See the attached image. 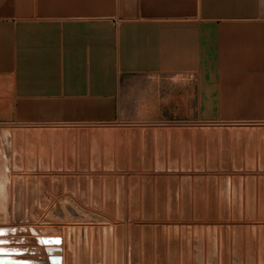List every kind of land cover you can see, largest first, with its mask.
Masks as SVG:
<instances>
[{"label":"rangeland","instance_id":"1","mask_svg":"<svg viewBox=\"0 0 264 264\" xmlns=\"http://www.w3.org/2000/svg\"><path fill=\"white\" fill-rule=\"evenodd\" d=\"M195 76L124 84L109 125L22 127L0 114V264H130L133 240L165 251L166 264L188 249L192 264L196 251L219 264L228 224L231 264L234 250L249 264V246L258 262L264 123L206 112Z\"/></svg>","mask_w":264,"mask_h":264},{"label":"crops","instance_id":"2","mask_svg":"<svg viewBox=\"0 0 264 264\" xmlns=\"http://www.w3.org/2000/svg\"><path fill=\"white\" fill-rule=\"evenodd\" d=\"M187 74L209 114L264 123V0H0L3 122L114 124L124 84Z\"/></svg>","mask_w":264,"mask_h":264},{"label":"water","instance_id":"3","mask_svg":"<svg viewBox=\"0 0 264 264\" xmlns=\"http://www.w3.org/2000/svg\"><path fill=\"white\" fill-rule=\"evenodd\" d=\"M16 180H14L15 182ZM34 204H32L31 206H29L28 210H31L32 208H34L33 206ZM13 213H14V216L17 215V210L18 209V201L16 198H14V203H13ZM254 216V214H252ZM240 216V215H239ZM26 222L24 224H31V223H34L33 220L30 218L29 214H27V217H26ZM238 220H241L239 218H236ZM254 219H255V216H254ZM20 221V222H19ZM14 224H21L23 223L21 220H17L16 218H14V221H13ZM238 230H236L235 234L237 233ZM221 251H220V263L219 264H231L230 262V258H231V244H230V232L231 230L228 228V227H223V229L221 230ZM239 233V232H238ZM144 239V238H143ZM137 242V241H135ZM134 240L132 241V243L130 244L131 248L129 250V252H127L128 256H129V259L131 260L130 261V264H140L139 263V259L141 257V255H143L145 258H149V260L153 257L154 255V252H155V258L158 259V261L156 262V264H166L164 261H161L163 260V255L166 254L165 251L163 250H160V249H156L155 251H153V246L151 243L149 242H145V240L143 241H139L138 240V243L135 245L134 243ZM176 242V241H175ZM174 242V243H175ZM238 242V243H236ZM240 241L238 240H235L234 243L236 245H240L241 246V242L239 243ZM134 244V245H133ZM262 244L264 245V242H262ZM157 247H160L162 248L163 247V243L160 244V243H156ZM149 246V247H147ZM172 248V247H170ZM240 248V247H239ZM248 248V251H247V257L249 258V264H264V251L260 250L259 251V260L258 262L255 261V249L253 246H249ZM264 249V248H263ZM181 253H182V250H181ZM178 245L174 246V251H172L171 249L168 250V255H173V258H178ZM196 254V261H195V264H204V261H203V253L199 251H196L195 252ZM183 255V254H182ZM242 253L238 250H234V256H233V264H241L239 263L236 259H241L242 258ZM171 257V256H170ZM193 257V254L191 252L190 249L188 250H185L184 251V259H186V261H183L182 264H192L190 258ZM214 256H210L209 255V258H213ZM143 264H152V262L150 263H143ZM169 264H178L176 261H172L170 262ZM208 264H215V261H213L212 259L208 262Z\"/></svg>","mask_w":264,"mask_h":264},{"label":"bare ground","instance_id":"4","mask_svg":"<svg viewBox=\"0 0 264 264\" xmlns=\"http://www.w3.org/2000/svg\"><path fill=\"white\" fill-rule=\"evenodd\" d=\"M264 161V160H263ZM236 216V215H235ZM241 222V221H240ZM39 242V241H38ZM40 246V245H39ZM47 252V251H46ZM3 253V252H2ZM48 255V254H47Z\"/></svg>","mask_w":264,"mask_h":264}]
</instances>
